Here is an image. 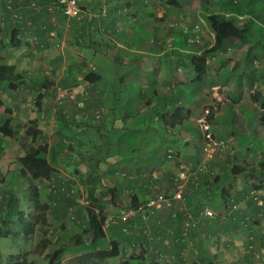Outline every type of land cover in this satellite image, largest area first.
I'll list each match as a JSON object with an SVG mask.
<instances>
[{
    "label": "crops",
    "instance_id": "1",
    "mask_svg": "<svg viewBox=\"0 0 264 264\" xmlns=\"http://www.w3.org/2000/svg\"><path fill=\"white\" fill-rule=\"evenodd\" d=\"M48 1L0 0V64L15 66V72L22 76L20 80L29 87L56 79L61 87L80 85L86 89L84 105L87 109L79 110L80 116L74 115L76 112L70 110L78 112L75 103L65 101L59 113L62 118L65 117L66 123L61 122L62 125L57 127L69 134L66 141L67 148L70 146L71 150L66 149L64 155L68 154L70 159L75 160L84 150L89 148L90 151L91 148L96 155L88 153L85 156L108 166L100 177L104 172L110 174L111 183L100 187L99 191H109L110 195H104V202L100 206L102 208L99 207L100 203L91 208L100 223L110 207H115L118 215L119 203H139L159 191L171 190L174 187L170 179L172 175L182 167H194L202 161L203 138L196 121L203 116L205 110L213 112L210 120L213 137L217 140H230L231 143L229 151L216 154L209 163V167L216 166L219 169V174L213 179L200 176L202 187L198 190L186 187L183 191V203L174 202L171 207L157 211L150 221L151 232L148 238L140 234L124 236L120 230L116 231L120 227L117 217L109 221V218H103L106 229L117 236L115 240L120 253L122 249L132 248L135 244L138 246L142 242L148 246L150 255L159 251L169 258L168 262L155 259L156 264H181L180 259H185L189 250L191 254H195L193 261L196 264H226L231 256L230 249L239 248L241 240L247 243L246 235L251 231L254 248L264 254V175L260 172L264 164V0H83L82 20L73 21L69 29L58 25L53 31L49 24L54 18L62 22L64 17L61 11L38 13L28 7L31 2L42 5ZM4 9L5 12L1 15ZM15 12L20 15L19 21H12L9 17V13ZM212 13L224 16V26L228 23L241 26L245 39L227 41L220 51L206 53L214 43V35L203 16ZM143 15L145 26L138 24L139 17ZM140 26L144 29L141 39H148L149 42L127 45L125 38L135 37L134 33L141 31ZM96 31L102 43L97 38ZM48 39L49 46L45 43L40 45ZM4 53L8 56L16 55L14 61L7 63L2 56ZM134 53L145 56L141 58V62L143 68L147 69L141 78L136 79L139 85L136 96H132L128 90L124 92L120 86L115 89L109 88L108 83H102V72L91 60L102 56L110 58V61L112 59L116 64L131 66L130 56ZM90 54L93 59L89 58ZM188 56L206 58L201 77L193 70ZM152 58H157L158 61L151 62ZM61 66L63 67L57 74ZM41 72L48 74L46 80L40 75ZM81 72L84 74L81 75ZM88 72L99 77L94 82L87 81ZM20 95L16 93L15 97ZM122 97L130 101L131 112L120 106ZM0 99L2 114L7 115L5 111L8 112L11 105L6 96H0ZM19 101L23 102L16 99L17 110L11 116L8 115V118L11 117L16 123L36 118L34 114L28 117L27 110H21ZM43 107L48 111L49 104L46 106L45 99ZM99 109L102 114L97 121L92 122V128L103 129L100 133L101 140L97 137L96 140H100V143L89 145L91 133L80 138L81 133L84 136L88 131L85 124H81L84 119L81 116L83 112L92 114ZM149 113L152 114L151 119L147 116ZM140 118L143 123L137 127L141 130L130 129L131 126L134 127L133 122ZM147 118L146 123L144 120ZM52 121L49 124L37 121L38 128L40 125L43 129L46 127V137L55 131L51 129ZM123 134L127 135L124 140L127 144L141 138L136 141L137 145L135 143L137 149L131 151L128 148V155H124L125 146L122 143L119 144L121 151L116 154L113 146V143L121 140ZM72 138H78V141L75 142ZM58 143L57 140L55 144H48L47 149L57 148ZM101 143L104 146H100ZM39 146L30 143L26 150L29 152ZM103 148L110 150L103 154ZM16 151V146L14 150H9L0 144V191H6L7 195L4 196L15 194L23 181L21 164L18 166L16 161L1 157L6 154L15 155ZM169 152L175 155L172 160L166 158ZM21 156L23 155H18ZM83 164L76 161L78 166L74 169L80 174L87 169ZM63 175V181L71 185L70 178L74 177ZM51 179L52 176L48 181ZM36 180H39L38 183L40 180L46 181L41 178ZM250 189L258 192L263 200L262 207L247 198ZM84 192L88 193V189ZM85 196L89 204L94 202L91 195ZM227 197L240 204V209L231 216L198 218L190 233L189 244L178 240L184 216L180 211L178 218L171 220L169 214L172 210L183 207L194 213L204 204L220 213ZM5 201L6 199L1 202L4 210ZM83 201L80 202L82 205ZM48 211L60 217L65 212L59 206ZM260 211L263 215L261 220L249 229L240 226L239 222L244 217L255 219ZM112 213L113 210L110 211V216ZM78 217L77 224L82 227L87 225L86 214H78ZM101 226L103 227L102 224ZM76 238L71 239L73 241ZM76 241L81 242L78 239L74 243ZM1 256L3 257L0 254ZM125 261H130V264L147 262L134 256L125 258L123 262Z\"/></svg>",
    "mask_w": 264,
    "mask_h": 264
},
{
    "label": "rangeland",
    "instance_id": "2",
    "mask_svg": "<svg viewBox=\"0 0 264 264\" xmlns=\"http://www.w3.org/2000/svg\"><path fill=\"white\" fill-rule=\"evenodd\" d=\"M3 1L6 2L7 0H3ZM28 7H29V4H28ZM4 12H5V9L2 11L1 15ZM15 13L18 16H20L17 12ZM9 17L12 21L14 20L17 21V19H14L13 15L10 13H9ZM161 19H163V17ZM139 21H140L138 22L139 25L143 24L145 26L146 25L145 15L139 17ZM169 22H167L168 26L170 25ZM72 23L73 21L70 22V25H72ZM60 27L65 28V23L61 22ZM224 27L225 26L221 24L222 30H224ZM139 30L141 31L136 32V34L134 33V35H136L135 37L125 38L127 45L134 46L136 45V43L147 44L149 42L148 39H144V38L141 39L144 29L140 26ZM95 34L97 38L99 39L100 43H102L99 37V33L96 31ZM11 40H12V37H11ZM44 43L48 44L49 46V43H50L49 39L47 40V42H41L40 45H44ZM2 56L3 58H6L5 61L7 63L9 61L13 62L14 58L16 57V55L8 56L6 55V53H4ZM143 57L145 56L138 54V53L131 54L130 56V60L132 61L131 66L130 65L124 66L122 64H116L112 59L110 61L109 60L110 58L108 59L102 56H96V59L91 60V61L102 72V83L104 84L108 83L109 88L117 89L120 86L124 92L128 90V92H131L132 96H136L139 93V85L136 79L141 78L147 71L146 67L143 68V63L141 62L142 61L141 58ZM89 58L93 59V55L90 54ZM154 61H158V59L152 58L151 62H154ZM14 67H13V73L17 74L15 72ZM62 67L63 66L58 68L57 74L60 73V69ZM65 69L68 72L70 71L69 68L67 67ZM83 74L84 73L81 72V75ZM40 75H42L43 78L46 80V77L48 74H44L43 72H41ZM20 77L22 76L20 75ZM2 85L0 87V96L1 97L6 96L8 103L11 105V109H9L10 112L5 111L7 115H3L2 114L3 109L1 108L2 101L0 99V123H3L4 118H8V115L11 116L12 113L15 112V110H17V107H15L16 99L17 101L18 99H21L23 101V102L19 101L20 105H22L21 110L23 111L24 109H26L28 117L32 114L36 115V118L32 120L34 121L33 125L30 122V120H27L26 122L21 120L18 123H16V121H13L11 117L8 118L10 121L9 122L10 127L13 131V135L12 137H6V136L0 135V144L9 150H14V147L16 146L17 151L14 153L15 155H12V154L1 155L2 158L6 157L11 160H14L18 163V166H19L20 163L18 159L20 157H18V155L26 154L28 152L26 150V147H28L30 143H33L35 146L38 144V146L40 145L38 148H40L42 146H48V144H55L56 141L58 140V142H61L62 144L67 146L69 134L68 132H65V130L63 131V128L59 129V126L62 125L61 122L66 123V119L65 117L63 118L61 117L60 113H61L62 108L57 107V105L55 104V95H54L55 88L57 86H61L60 82H57L56 79H51V80H47L45 82H42L36 85H32V87H29L28 85H24L23 81L19 79V80L13 81L11 85H9L7 81L2 83ZM69 87H73V85ZM69 87H63V88H69ZM16 93H20L21 95L19 97H15ZM9 96H11V98H9ZM24 96H26V98L23 99L22 97ZM44 99L46 100V106L47 104H49L48 111L45 107L42 108ZM119 104L123 110H127L130 112L132 111V106L130 104V101L124 100L123 97L120 99ZM75 107L77 108L78 112L74 109L70 110V111L76 112L74 115L80 113L79 111L80 109L77 106ZM57 108L59 111H57ZM54 109H56L55 112H54ZM84 109L85 110L87 109L86 105ZM41 111H42V114H41ZM48 113H51V114L48 116ZM84 114H86V112H83L81 116L82 118L84 117ZM151 115H152L151 113L147 115L149 116V119H151ZM78 116H80V114H78ZM39 120L46 121V123L48 124L50 123L51 120H53L52 121L53 125L51 126V129L55 131L53 134H51V136L46 137V131H44L46 127H44L43 129L42 125H40L41 129L38 128L39 124L37 123V121ZM144 122L147 123L148 118L145 119ZM83 123L85 124L84 125L86 127L85 129H88V131L86 132V134H84V136H83V133H81L80 138L81 139L85 138L87 137L89 133H91V138H90L91 142H89V145L91 144L93 145L94 143L99 144L101 140L100 133H102L103 129L102 128L101 129L92 128V122L85 120V119L81 120V124ZM142 123H143L142 119L140 118V120H136L133 122L134 127L131 126L130 129L136 128L137 130H141L137 126L141 125ZM57 125L59 126L57 127ZM28 127H31L33 130H39L41 134L34 133V135H29L27 133ZM143 129L147 130V128H143ZM145 136H147V133H145ZM97 137L100 140L97 141L96 140ZM110 137H112V134ZM126 137L127 135L123 134L121 135V140H118L117 142L113 143L115 154L116 152H120L121 151L120 149H122L119 146L120 143H122L125 146L124 155H128L129 153L128 148L131 151H133L134 148L137 149L135 146L138 144V142L136 141L140 140L141 138L139 137L138 139L129 141V144H127L126 141L124 142ZM72 139L75 142L78 141V138H72ZM63 141H66V142L64 143ZM101 145L102 143L100 144V146ZM19 147H22V148L19 149ZM88 149L89 148L83 151L84 155H88V153L96 155L94 149L90 148V151H88ZM106 150L109 151L110 149L103 148L101 152H103L104 154L106 153ZM135 151L137 152V150ZM64 153H65V150H64ZM64 153L61 155H56V157L57 158L59 157L60 159V165H58L54 169V172L52 174V178H53L52 180H54L53 182L52 180H49V181L40 180V182L38 183L39 180H32L29 174H26V175L24 174L21 177L23 179V181L21 180L22 181L21 187H18L19 189L16 190L15 194L4 196V195H7L5 193L6 191L5 190L0 191V194L2 195L0 196V226L3 220H6V221L16 220V215L9 216L8 218L6 217L7 213L3 209L2 204H1V202H3L4 199L6 200L11 199L14 201L15 208H16L15 212L18 214L19 213L23 214L22 219L24 221L25 228H28V224L32 225L31 226L32 233L27 236L21 234L15 240H13L14 238H12L11 236H9V238H0V250H1L0 254L3 255V258L5 259V261L8 262L7 264H20L22 261H25V264H46L48 261L47 258L49 254L54 249H56L59 244L66 245L67 241H70L69 244H71L74 241V240L72 241L71 238L80 237L81 240L84 241L85 243L91 242L92 233H93L92 228H89L87 225H84V227H82L81 224H77L76 221H72V219H70V215H74L75 220H78L79 219L78 214L85 216L86 210L92 208L91 202L89 204L87 197L85 196L86 194L84 192L86 188L87 189L89 188L90 183H88L89 185L87 187V184H85V178H84L85 175L80 174V172L77 171V169L76 170L74 169L76 166H78L76 165V161L74 159H70L69 155L68 154L64 155ZM83 163H84L83 166L86 167L85 162ZM185 168L192 169L193 167H190V168L185 167ZM63 174L71 175L74 177V179L70 178L72 180L71 181L72 186L70 189L74 191V194L70 197H68L66 193H60L58 195L59 192L54 191V189L56 188L67 189L66 187H70V186H66L69 182L63 181L62 176L65 177ZM52 183L56 184L59 187H55V186L52 187ZM109 183H111V176L110 174L104 172L103 176L100 177V184H101L100 187L102 188V187L109 186ZM188 186L190 185L187 184L185 188ZM190 187L194 189L192 186ZM165 190L168 191L169 189H165ZM82 200H84L83 205L80 203ZM36 201H38V203L40 204L45 205L47 208L45 212L42 213L44 217L41 220L38 218L35 219L36 214L41 212L36 207V204H35ZM126 202L127 201L119 203L117 205V208H120L118 206L122 207L124 204H126ZM129 204H132V203H129ZM129 204H126L124 206H127ZM56 206H59L65 211L63 215L61 214L62 215L61 217L60 215L57 216V214L55 213L51 214L48 211V209H52L53 207H56ZM68 208H71L70 213L68 211L69 210ZM112 210H113V213L110 216V211ZM42 214H41V217H42ZM105 217L109 218L108 221L112 219L115 220L117 217L116 208L110 207V209L107 210V214L103 218ZM103 218H102L101 224L105 226L106 222L103 223V220H104ZM249 228L250 227H248L247 229ZM119 230H120V227H117L116 231L119 232ZM103 234H104L106 247H109L108 242H110L111 239H117V236L112 235L108 229L103 231ZM240 243H239L240 244L239 248H236V250H235V247L230 249L231 256L227 260L226 264H264V257H263L264 254L261 253L259 249L254 248L252 250H248L247 248L248 244L246 243V241L241 240ZM85 252L86 251H84L83 253ZM121 252L122 253H120L119 256L115 258L107 259L104 261L94 260L86 264H121L125 258L129 259L130 256L131 257L134 256L136 258H143L145 261H147L145 264H156L157 263L154 260L157 259L158 252H154L152 253L153 255L152 254L150 255L149 252L144 251L141 247H138L136 244L132 248L129 247L126 250L125 248L124 250L122 249ZM258 252L260 253L259 255H258ZM80 254H82V252H77V253L63 252L61 255L57 257L54 264H79V262H77L75 258L79 256ZM194 255L195 254L194 253L191 254L189 250V254L185 256V259H180L181 264H196V262L193 261L195 257ZM204 264H206V262Z\"/></svg>",
    "mask_w": 264,
    "mask_h": 264
},
{
    "label": "built area",
    "instance_id": "3",
    "mask_svg": "<svg viewBox=\"0 0 264 264\" xmlns=\"http://www.w3.org/2000/svg\"><path fill=\"white\" fill-rule=\"evenodd\" d=\"M83 0H49L45 5H36L32 3L30 6L37 12L59 10L62 16L65 18V28H70L71 21H81L83 18V12L81 9V3ZM13 17H16L14 15ZM54 27L57 26V22L54 19L52 22ZM210 61V60H208ZM55 103L57 106L63 105L66 99L73 101L79 109H84V103L86 98V90L81 88L80 85H73L69 88L56 87L54 90ZM102 114V110H96L91 115L84 114V119H88L91 122L97 121ZM213 112L211 110H205L203 116L197 119V127L202 132L203 145L202 155L203 159L196 164L192 169L182 167L179 171L172 175L170 179L174 183V187L169 191H159L156 195L148 197L146 200L129 204L127 206L118 209V222L121 226L120 232L124 236H131L132 234L142 235L145 238L150 236V221L157 211L164 209L165 207H171L174 202L183 203L184 195L183 191L185 186L189 184L194 189L198 190L201 188L200 176L204 175L208 179L214 178L219 174V169L216 166L209 167V163L213 160L216 154H221L230 150V140H217L213 137L210 129V120ZM175 157L174 153L169 152L166 156L168 160H172ZM52 187H54L52 185ZM56 192L66 193V195H73L72 189L56 188ZM247 198L252 200L258 207L263 206V200L259 197L258 192L255 189H250L247 192ZM240 209V204L234 202L231 197H227L220 213L211 209L209 206L203 205L199 211L189 212V210L180 207V209H174L169 214L171 220L178 218L179 212H183L184 222L181 227L179 239L185 244H189L190 233L196 226L198 218L212 219L219 215L231 216L232 213ZM263 217L261 211L257 215V218L261 220ZM242 228H248L254 224L253 220L244 217L240 222ZM159 225V221L157 222ZM264 233V228L262 229ZM247 248L248 250L254 249L253 241L254 236L249 231L246 235ZM138 247H141L144 251H148V246L145 243H140ZM157 257L162 261H169L165 255L158 253ZM4 262H0L3 264Z\"/></svg>",
    "mask_w": 264,
    "mask_h": 264
},
{
    "label": "trees",
    "instance_id": "4",
    "mask_svg": "<svg viewBox=\"0 0 264 264\" xmlns=\"http://www.w3.org/2000/svg\"><path fill=\"white\" fill-rule=\"evenodd\" d=\"M203 19L214 35V43L212 47L209 50H207L206 53L213 54L217 51H220V49L224 47V44L227 41H232V40L239 41L245 39L244 29L241 26H238L234 23H228L224 27V30L221 29V24L224 22V16L222 14L212 13L209 15H204ZM188 58L191 62V65L193 66V70L195 71V73H197L198 77H201V74L205 67L206 58L199 56H191V57L188 56ZM97 77L99 76H96L92 72H88V74H86V80L90 82L96 81ZM20 78H21L20 75L13 73L12 66L0 64V87L2 83H4L5 81H7L9 85H11L13 81L19 80ZM9 122H10L9 119H7L3 123H0L1 136L12 137L13 131L10 127ZM30 122L33 125L34 121H30ZM27 133L29 135H34V133L41 134L39 130H33L31 127H28ZM66 149L71 150V147L68 146L67 148V146L59 142L57 144V148L47 149V146H42L38 149L27 152L18 159L19 163L22 166L21 169L22 174L23 175L29 174L32 180H36L37 178H41L45 180L50 179L54 172V167L60 165V159L57 158L56 155L63 154L64 150ZM75 160L79 164L85 162L87 169L82 174L85 175L84 178L87 187L89 185L88 183H90L88 188V193L86 194L88 197H90L91 195L94 198V202L91 203L93 207L97 203L98 204L100 203L99 205L100 207L101 203L104 202L103 200L104 195L106 196V194L109 192V191L108 192L99 191L100 188L99 176L102 173V171L105 169L104 167L106 166L102 162L99 163L98 161H95L94 158H91L89 160L87 156H85L84 154L75 157ZM106 168H108V166ZM260 172L264 175V164H262V169L260 170ZM53 181L54 180H52V182ZM52 185L55 187H59L54 183H52ZM66 186H70V187H66L67 189H70L72 185H66ZM97 193H100L102 195H98ZM59 194L60 192L58 193V195ZM108 194L110 195V193ZM67 196L70 197L72 195H67ZM35 204L37 209L41 211L36 214L35 219L38 218L41 220L44 217L42 213L45 212L47 208L45 205L38 203V201H36ZM4 208L7 213L6 217L8 218L9 216L16 215V220L15 221L3 220L2 227L0 228V238H9V236H11L12 238H14L13 240H15L21 234L27 236L32 233V227H31L32 225L28 224V228H25L24 221L22 219L23 214L22 213L18 214L15 212L16 208L13 200L7 199L5 201ZM70 211L71 209L69 210V213ZM85 214L87 218V226L89 228H92L93 230L91 242L85 243L80 239V237H78L75 240L79 239L81 240V242L76 241L77 243H74L75 241L74 240L71 244H69L70 242L66 243V245L59 244L58 247L49 254L47 258L48 261L46 264H54L57 257L61 255L63 252H73V253L82 252V254H80L75 258L77 262H79V264H83V263L86 264L94 260L104 261L119 256L120 249L118 247V242L115 239H111L112 241L108 242L109 247H106L103 228L97 218V214L92 209H87ZM254 221L258 222L259 219L256 217ZM84 251L86 252L83 253ZM20 264H25V261H22ZM121 264H130V261H125Z\"/></svg>",
    "mask_w": 264,
    "mask_h": 264
},
{
    "label": "clouds",
    "instance_id": "5",
    "mask_svg": "<svg viewBox=\"0 0 264 264\" xmlns=\"http://www.w3.org/2000/svg\"><path fill=\"white\" fill-rule=\"evenodd\" d=\"M32 3H35V2H31L30 3V5L32 4ZM48 2H46L45 4H47ZM36 5H41V4H37V3H35ZM45 4H42V5H45ZM29 5V6H30ZM30 8H31V6H30ZM32 9V8H31ZM82 9V8H81ZM32 10H34V9H32ZM57 10V9H56ZM35 11V10H34ZM53 11V10H52ZM52 11H44V13L45 12H52ZM37 12V11H36ZM38 13H43V12H38ZM13 16L14 15H16V17H13L14 19H17V21H19L20 20V16H18L16 13H13L12 14ZM55 19V18H54ZM53 19V20H54ZM53 20H52V22H53ZM56 20V22H57V26L56 27H54L53 25H52V22L49 24V28H50V30H55L57 27H58V25H60V23L61 22H59L60 21V19H55ZM82 20V19H81ZM62 22H64L65 23V18L64 19H62ZM45 29V28H44ZM66 29V28H65ZM57 87H61V86H57ZM61 88H63V87H61ZM68 99H66L65 101H67ZM65 101H64V103H65ZM64 103H63V105H64ZM56 104V103H55ZM63 105H61V106H57V107H62ZM75 106H76V104H75ZM84 107H85V105H84ZM80 110H83V109H80ZM85 120H88V119H85ZM88 121H90V120H88ZM91 122V121H90ZM135 204V203H134ZM124 207V206H123ZM71 212V211H70ZM70 219H72V221H76L75 220V217H74V215H70ZM251 220H253V222H254V219H252V218H250ZM117 220H118V215H117ZM0 227H2V224H1V226ZM104 227V228H103ZM102 228H103V231H105L106 230V228H107V226H103ZM120 228H121V226H120ZM142 243V242H141ZM147 252H149V251H147ZM156 252H158V253H161V252H159V251H156ZM162 254V253H161ZM157 259H159L158 257H157ZM0 262H4L3 264H7L8 262H6L5 261V259L3 258V257H0Z\"/></svg>",
    "mask_w": 264,
    "mask_h": 264
}]
</instances>
